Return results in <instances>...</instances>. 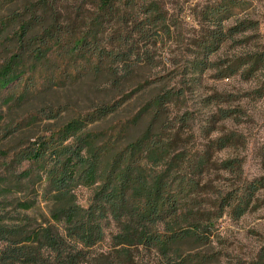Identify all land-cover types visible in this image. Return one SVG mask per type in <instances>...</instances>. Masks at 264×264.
Listing matches in <instances>:
<instances>
[{"label": "trees", "instance_id": "1", "mask_svg": "<svg viewBox=\"0 0 264 264\" xmlns=\"http://www.w3.org/2000/svg\"><path fill=\"white\" fill-rule=\"evenodd\" d=\"M21 1L0 0V55L10 48L0 58L4 140L61 116V109L44 108L15 127L5 122L3 107L10 113V106L29 99L37 86L50 89L90 78L104 81L114 96L91 112L78 113L56 131L46 130L49 137L18 152L12 148V156L0 150L6 170L0 175V264H107V255L95 256L94 248L104 241L110 223L117 230L112 248L119 257L128 260L129 249L142 248L164 264L207 263L206 254L184 248H209L217 221L227 211L237 219L251 210L264 190V179H243L238 158L216 159L243 145L233 132L212 137L220 123L237 118V110L219 107L228 103L227 96H211L207 105L218 107L207 118L204 143L194 146L199 139L190 131V115L173 114L186 89L180 85L158 89L139 81L138 69L153 63L146 49L170 31L161 0H85L73 14L63 0H37L21 12L12 10ZM242 7L221 0L202 8V34L196 39L191 74L202 75L216 65L211 56L242 30V25L224 24ZM223 65L222 79L238 73L245 79L264 75V50ZM257 93L264 95V84ZM139 99L141 107L113 130L92 129ZM143 123L140 132L121 144ZM14 163L29 167L13 176L7 172ZM222 173L241 178V185L216 188L215 176ZM34 175L37 182L46 183L42 198L50 206L49 219L38 227L27 215L32 204L22 196H6L19 193L22 179ZM78 183L94 186L87 208L80 207L72 193ZM11 204L15 217L7 215ZM250 264H264V255Z\"/></svg>", "mask_w": 264, "mask_h": 264}, {"label": "rangeland", "instance_id": "2", "mask_svg": "<svg viewBox=\"0 0 264 264\" xmlns=\"http://www.w3.org/2000/svg\"><path fill=\"white\" fill-rule=\"evenodd\" d=\"M36 1L23 0L12 10L21 12L24 5ZM63 1L67 2L64 7L72 14L77 7L86 2L85 0ZM217 1L221 0H161V7L167 18L166 25L170 31L158 37L155 46L146 49L149 50L153 63L148 67L141 66L138 69V78L140 82L155 85L153 88L180 85L186 89L185 98L177 103L173 114L190 115V131L199 139L194 146L204 143L202 136L207 118L216 112L218 107L215 104L207 105L211 101V96L215 93L227 96L228 103L219 107L237 110V118L220 123L217 126L218 132L212 137L233 132L243 139V145L224 151L217 155L216 159L222 161L238 158L243 163V179L248 181L264 179V95L257 93L263 87L264 75L257 73L251 79H245L240 73L226 79L219 77L224 63L227 65L237 58L264 50V0H233L243 7L224 26L230 28L242 25L240 26L242 30L230 41L224 43L219 52L211 56L212 62L216 64L212 69L202 75L191 74V61L198 51L196 39L202 34L200 12L209 3ZM9 49V47L2 49L0 58L6 57L5 51ZM20 91V88L16 89V92ZM7 94L8 92L5 93L6 96ZM113 96L114 94L105 87L104 81H95L90 78L50 89L37 86L35 93L29 99L23 103L11 105L10 113L6 110V106L3 107L7 116L5 122L12 123L15 127L44 108L61 109L63 110L61 116L54 121L38 122L36 126L25 128L6 140L0 132V150L9 152L12 156V148H17L16 152H18L38 138L49 137V133H45L46 130L56 131L78 113L91 112L96 105L110 101ZM147 96H149L148 93L142 100L145 101ZM142 100L130 103L116 115L94 124L92 129L101 133L113 130L141 107ZM143 128L144 123L125 136L121 144ZM1 160L4 159H0V175L6 173ZM28 167V164L14 163L11 164L7 173L13 176L19 175ZM215 180L213 186L222 191L237 188L242 182L241 178L227 173L215 176ZM12 184L8 182L6 185L11 187ZM21 184L19 193L6 194V196H22L23 201L33 205V209L27 212V215L36 221L33 227L45 224L49 219L50 210V206L42 198L46 196V183L37 182L34 175L32 178L22 179ZM93 188L94 186L83 183L72 187V193L80 207L87 208L93 195ZM256 198L255 206L242 217L235 219L227 211L217 221L213 242L209 248L191 250L186 247L184 249L192 251L195 255L206 254L208 262L204 264H250L261 258L264 255V190L260 191ZM9 203H12V200ZM6 211L7 215L15 217L16 213L12 204ZM116 233L114 224L110 223L105 230L104 241L94 248L95 256L107 255V264H164L153 252L142 248L129 249L128 260L119 257L117 249L112 248V236Z\"/></svg>", "mask_w": 264, "mask_h": 264}]
</instances>
